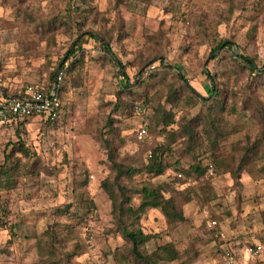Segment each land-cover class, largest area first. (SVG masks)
<instances>
[{
	"label": "rangeland",
	"instance_id": "1",
	"mask_svg": "<svg viewBox=\"0 0 264 264\" xmlns=\"http://www.w3.org/2000/svg\"><path fill=\"white\" fill-rule=\"evenodd\" d=\"M92 34L109 41L126 76ZM82 35L79 60L63 79L64 115L52 122L34 116L17 125L0 123V164L20 142L29 153H13L11 158L19 157L28 170L20 171L14 187L0 192L6 208L0 213V264H57L48 261L41 247L47 244L43 232L48 228L56 231L60 258L71 257L76 264H117L111 252L125 240L116 229L112 200L101 186L115 175L103 136H112L117 161L141 166L154 146L169 140L149 130L144 141L138 139L158 101L173 109L176 119L203 115L212 104V97L201 100L187 84L206 97L214 85L229 104H236V113L223 118L220 140L224 145L240 142L230 153L235 174L217 173L208 158L210 142L197 137L208 168L201 178L183 172L178 177L177 164L191 160L183 154L184 138L178 137L173 152L162 154L170 164L162 175L143 171L123 181L141 188L147 181L185 178L172 194L187 219L169 227L162 210L150 208L133 228L156 234L147 244L149 251L166 242L175 244L180 258L161 264H225L226 253L241 264H264V254H247V246L264 240V0H0V81L12 84L9 95L53 82L74 38ZM240 55L253 58L260 71L242 67ZM152 62L157 69L126 91V77L136 82ZM172 84L181 96L174 107L166 100ZM144 91L158 99L147 104L140 96ZM119 101L122 107H117ZM203 126L194 127L198 135ZM251 146L255 152H247L248 163L238 170ZM185 188L190 201L184 199ZM132 195L137 206L141 195ZM83 199L92 200L93 206L77 218L60 211H76Z\"/></svg>",
	"mask_w": 264,
	"mask_h": 264
},
{
	"label": "trees",
	"instance_id": "2",
	"mask_svg": "<svg viewBox=\"0 0 264 264\" xmlns=\"http://www.w3.org/2000/svg\"><path fill=\"white\" fill-rule=\"evenodd\" d=\"M134 1L149 4L152 0ZM81 12H87V8L85 10H81ZM86 17L87 16H84L83 19ZM67 23L71 28L70 22L67 21ZM91 36L102 41V39H100L97 35L92 34ZM83 43V35L74 38L66 53V57L62 59L60 63V68L65 67L67 72L72 70L73 66L79 60L77 59L76 55L79 51L83 50ZM101 43L104 50L110 54L114 62L118 64L120 72L126 76L124 71L125 66L122 64L118 56L112 52L109 41L105 42L103 40ZM222 44L223 42L219 43L215 50L219 49ZM239 57L242 59L241 61L244 62L245 65L242 67L248 68L252 73H257L260 71L261 66L264 67V64L261 66L257 65L253 58L243 55H240ZM71 58L73 59L72 62L64 66L68 59ZM153 63L154 62L150 63L149 66ZM148 67L140 71L136 82H132L128 77H126L124 89L129 92L134 85L140 86L143 83V78H147L151 75L150 72H147ZM58 68L52 76L54 81ZM178 77L188 81L186 78H184V75L181 72H179ZM207 77L208 80H214V76H211L208 73ZM63 83L61 85V90L63 88ZM187 87L191 93L197 95L201 100H208L209 97H212V104L209 105L207 112L203 115L199 114L197 117L192 119H187L185 117L176 119V113L174 110L168 109L165 104H162L160 101H158L154 114L151 116L148 124H145V126L149 131L158 132L160 135H164L169 140L154 146L150 150L151 156L148 157L147 162L142 163L141 166H136L134 163L124 164L117 161V148L111 139L112 136H103V145L107 151L108 159L115 175L113 180H110L109 178L104 179L101 182V186L112 200L116 229L120 232L121 236L125 240V243L122 244L120 248L111 252L113 253L115 259H117V264H161L162 262H172L180 258V252L173 242L159 244L153 251H149L147 244L153 237H156V234L153 235L151 233H147L141 228H133V225L140 221L141 217L147 212L148 209L160 208L169 227H175L187 219L183 207L178 204L176 197L174 194H172V192L176 189L175 187L177 182L182 184L186 181L185 178L176 177V179L171 180L170 182L159 183L147 181L142 184L141 188H134L133 184L124 182V178L132 179L136 174L143 171L148 172L152 177L162 175L170 165L168 162H166L167 158H164L162 154L164 152H173L172 144L178 137H183L186 144L183 154H189L191 157L189 162L177 164L178 169L181 171V173L183 172L185 176L195 175L196 178H201L208 168V165L204 164V158L202 157L203 152L201 151V147L203 144L201 140L197 141V137H204L203 139H207V141L210 142L213 149H211V153L208 155V158L215 165V170L217 173L233 171V174H235L233 170L235 156L234 154L230 153L236 150L235 145H240V142H235L234 145H224L220 143V140L225 134L223 132V127H225V125L222 124L223 118L225 115L236 113V104L234 102L229 104L227 100H225L224 95L220 93V91L217 90V87L214 85L213 87L208 88L211 96L207 97L200 94V92H198L192 85L187 84ZM179 92V87L175 86V84L170 85L166 100L167 103L171 104V107L176 106L180 102L181 96ZM140 96H144L143 100L146 101L147 104L158 99L156 96L149 97L145 91L140 94ZM121 101L117 103V107H122ZM201 122L204 123L202 135H198V132L194 127ZM175 124L176 127H174ZM110 130L113 133V129L110 128ZM108 133H110L109 130ZM261 134L264 136V129L261 131ZM254 147L255 146H251L248 148L241 156L240 161L237 164L238 170L248 163V153H250V156H252L255 152ZM15 152L22 153L26 156L29 155L28 150L25 148L23 142H20L17 147L14 146L11 152L12 154H6L4 162L0 164V192L14 187L16 179L20 175V171L22 170L23 174H25L28 170V168L22 164V161L19 157L16 156L15 158H11ZM184 192V199L190 201L193 198L190 192L186 188ZM132 194L141 195V200L137 206H134L132 203ZM91 206H93L92 200L83 199L78 204L76 211L70 212V210H68L66 207L61 208L60 211L62 213H66L69 219H75L79 216L81 211H88ZM4 211H6V208L0 204V213ZM65 227L70 228L69 225H65ZM43 233L46 235L48 241L45 246L41 247L47 253L48 261H51L52 263L58 261L57 264H76L70 260L71 257L68 258V260L65 257L60 258L62 256L59 255V251L57 250L55 243L57 240L56 231L48 228Z\"/></svg>",
	"mask_w": 264,
	"mask_h": 264
},
{
	"label": "built area",
	"instance_id": "3",
	"mask_svg": "<svg viewBox=\"0 0 264 264\" xmlns=\"http://www.w3.org/2000/svg\"><path fill=\"white\" fill-rule=\"evenodd\" d=\"M156 69L157 65L153 63L149 66L147 72L149 73ZM65 74L66 68L59 67L55 81L50 89L29 87L18 94H12L0 100V123L10 122L17 125L21 121L32 116H45L52 121L61 118L65 113L60 95ZM136 108L141 110L139 105H137ZM147 135V127L142 126L138 131V139L144 141ZM209 167L213 169L214 165L209 164ZM177 175L178 177H182L181 172H178ZM212 224L216 225V221H212ZM247 252L251 255L264 253V242H256L247 246ZM224 263L241 264L236 261L230 253H226Z\"/></svg>",
	"mask_w": 264,
	"mask_h": 264
},
{
	"label": "crops",
	"instance_id": "4",
	"mask_svg": "<svg viewBox=\"0 0 264 264\" xmlns=\"http://www.w3.org/2000/svg\"><path fill=\"white\" fill-rule=\"evenodd\" d=\"M53 82H54V80H53ZM53 82H51L49 85H46V86H41L40 88H44V89H50L51 88V86H52V83ZM11 83L9 82H6V81H4V82H1L0 81V100H2V99H4L5 97H7V96H9V91H11ZM63 89V88H62ZM9 90V91H8ZM20 92H22V90L21 91H19L18 93H20ZM18 93H16V94H18ZM61 93H62V90L60 91V95H61ZM62 99V98H61ZM32 117H34V116H32ZM35 117H37V118H41V119H43V120H45L46 122H52V120H49L48 118H46L45 116H35ZM29 118H31V117H29ZM264 241V240H263ZM259 242H262V241H259ZM234 253V252H233ZM247 254H248V252H247ZM262 254H264V253H262ZM234 255H236V254H234ZM260 255V254H259Z\"/></svg>",
	"mask_w": 264,
	"mask_h": 264
}]
</instances>
